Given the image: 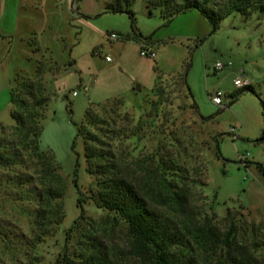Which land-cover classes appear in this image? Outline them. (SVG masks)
Instances as JSON below:
<instances>
[{
    "label": "rangeland",
    "instance_id": "1",
    "mask_svg": "<svg viewBox=\"0 0 264 264\" xmlns=\"http://www.w3.org/2000/svg\"><path fill=\"white\" fill-rule=\"evenodd\" d=\"M110 1L40 0L21 8L17 34L13 1L0 0V125H15L11 91L17 76H35L40 60L57 63L58 74L45 77L51 100L41 148L53 153L67 181L66 218L48 237L40 235L34 211L17 199V192L0 187V264H55L61 254L77 249L89 223L104 233L117 262L142 264L129 254L126 223L90 200L96 179L87 172L78 136L91 104L105 106L116 99L121 116H129L132 127L143 126L119 146L123 157L132 161L164 149L179 156L194 180L204 168L207 187L193 186L199 210L221 227L234 218L242 241L253 239V226L264 235L263 106L254 93H239L235 86L236 79L247 78L264 99V16L235 13L213 33L197 10L169 22L161 9L149 12V0H137L133 19L110 12ZM144 49L156 58L141 56ZM218 62L226 65L224 71H216ZM189 63L190 96L177 86L173 105L161 106L153 93L159 77L165 80L160 87H171L168 78L183 73ZM219 92L222 106L212 101ZM256 254L264 259V248Z\"/></svg>",
    "mask_w": 264,
    "mask_h": 264
},
{
    "label": "trees",
    "instance_id": "2",
    "mask_svg": "<svg viewBox=\"0 0 264 264\" xmlns=\"http://www.w3.org/2000/svg\"><path fill=\"white\" fill-rule=\"evenodd\" d=\"M136 1L111 0L108 10L128 13L134 19L131 7ZM148 7L150 13L151 8L161 9L169 22L197 10L211 24L213 33L235 13L244 17L255 13L264 16V0H149ZM30 43L39 51L34 39ZM190 67L189 63L183 73L168 78L172 80L171 91L170 86H159L165 81L163 76L159 77L153 93L161 106L173 105L171 96L177 86L190 96ZM51 72L58 74L57 63L40 60L35 76H17L11 91L15 125H0V187L17 192V199L34 211V224L43 237L53 236L66 218L67 181L53 153L41 148L51 100L45 77ZM237 91L254 93L264 114V99L253 85ZM121 105L120 99L105 106L91 104L78 136L84 142L87 172L96 179V191L90 200L126 223L131 236L130 256L142 264H264V259L256 254L264 248V235L256 233L254 226L253 239L242 241L241 228L234 218L229 217L226 227H221L194 204L193 186L207 187L203 182L204 168L197 170L198 179L194 180L172 151L161 149L132 161L121 155V143L143 128L142 124L139 129L138 125L132 127L130 117L121 116ZM192 109L198 113L195 102ZM261 171L264 174L262 167ZM89 226L90 231L81 235L77 249L61 254L55 264H120L104 233L94 223Z\"/></svg>",
    "mask_w": 264,
    "mask_h": 264
},
{
    "label": "built area",
    "instance_id": "3",
    "mask_svg": "<svg viewBox=\"0 0 264 264\" xmlns=\"http://www.w3.org/2000/svg\"><path fill=\"white\" fill-rule=\"evenodd\" d=\"M111 38L112 39H117V36L115 34H112L111 35ZM141 56L148 57V58H151V59H155L156 58V53L154 51L150 50V49H144L141 52ZM106 60L108 62H110L111 61V58L110 57H107ZM229 66H232V64H229ZM225 68H226V65L223 64L222 62H218L217 65H216V71H224ZM252 85H253L252 81H250L247 78H238V79L235 80V86L238 89H243V88H246V87H249V86H252ZM222 98H223V96L219 92L216 95L212 96V101L216 105L222 106V104H223Z\"/></svg>",
    "mask_w": 264,
    "mask_h": 264
},
{
    "label": "crops",
    "instance_id": "4",
    "mask_svg": "<svg viewBox=\"0 0 264 264\" xmlns=\"http://www.w3.org/2000/svg\"><path fill=\"white\" fill-rule=\"evenodd\" d=\"M7 0H4L5 3ZM13 3L10 4L13 11H15L14 13V26L16 25V27L14 28V32L17 33V34H20V28H21V23H23V17H21V8H24L26 6H31L34 7L36 6L37 4H35V2H38L40 0H12ZM15 9V10H14ZM13 26V27H14Z\"/></svg>",
    "mask_w": 264,
    "mask_h": 264
},
{
    "label": "water",
    "instance_id": "5",
    "mask_svg": "<svg viewBox=\"0 0 264 264\" xmlns=\"http://www.w3.org/2000/svg\"><path fill=\"white\" fill-rule=\"evenodd\" d=\"M138 91H140V88L138 87Z\"/></svg>",
    "mask_w": 264,
    "mask_h": 264
}]
</instances>
